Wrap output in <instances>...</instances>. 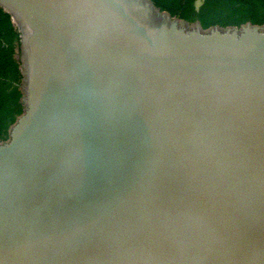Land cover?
Returning <instances> with one entry per match:
<instances>
[{
    "label": "water",
    "instance_id": "1",
    "mask_svg": "<svg viewBox=\"0 0 264 264\" xmlns=\"http://www.w3.org/2000/svg\"><path fill=\"white\" fill-rule=\"evenodd\" d=\"M0 7L23 107L0 142V264H264V23Z\"/></svg>",
    "mask_w": 264,
    "mask_h": 264
},
{
    "label": "trees",
    "instance_id": "2",
    "mask_svg": "<svg viewBox=\"0 0 264 264\" xmlns=\"http://www.w3.org/2000/svg\"><path fill=\"white\" fill-rule=\"evenodd\" d=\"M161 10L203 28L264 23V0H152ZM19 31L11 15L0 7V142L8 140L9 130L23 113L19 84L22 74Z\"/></svg>",
    "mask_w": 264,
    "mask_h": 264
},
{
    "label": "rangeland",
    "instance_id": "3",
    "mask_svg": "<svg viewBox=\"0 0 264 264\" xmlns=\"http://www.w3.org/2000/svg\"><path fill=\"white\" fill-rule=\"evenodd\" d=\"M202 0H197L196 4L199 5Z\"/></svg>",
    "mask_w": 264,
    "mask_h": 264
}]
</instances>
